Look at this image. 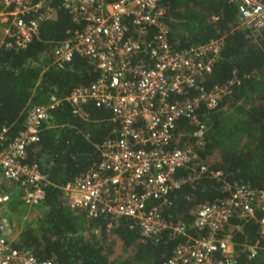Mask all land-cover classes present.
<instances>
[{
    "label": "trees",
    "instance_id": "trees-1",
    "mask_svg": "<svg viewBox=\"0 0 264 264\" xmlns=\"http://www.w3.org/2000/svg\"><path fill=\"white\" fill-rule=\"evenodd\" d=\"M47 3L51 15L38 20L37 35L23 48L0 45V131L5 129V137L22 128L29 106L56 101L41 123L38 139L25 148L24 160L36 163L47 182L34 206L33 221L20 227L12 245L29 248L51 264H161L176 244L205 234L193 223L195 208L226 196L225 183L264 187V28L239 25L233 0H160L171 48L183 49L216 36L222 39L210 71L198 78L199 85L207 89L233 75L238 82L213 108L196 109L199 123L183 117L175 120L168 147L189 143L196 158L174 170L172 177L181 180L163 200L149 204L158 206L165 221L182 225V233L165 228L143 236L129 218L107 227L104 216H86L82 208L70 205L63 192L62 185L99 159L98 147L111 135L116 121L108 108L90 101L81 106L85 115H78L65 99L70 89L94 79L98 69L94 60L81 55L60 66L52 63V46L77 24L59 0ZM126 20L128 33L135 36L137 30ZM193 92L187 88L185 94ZM199 125L200 143H196L192 132ZM2 187L15 195L13 185L5 180ZM19 202L10 198L7 208ZM258 211L253 217H240L235 211L224 226L238 264H264ZM255 239L258 247L249 255L245 246Z\"/></svg>",
    "mask_w": 264,
    "mask_h": 264
},
{
    "label": "built area",
    "instance_id": "built-area-1",
    "mask_svg": "<svg viewBox=\"0 0 264 264\" xmlns=\"http://www.w3.org/2000/svg\"><path fill=\"white\" fill-rule=\"evenodd\" d=\"M0 45L23 48L37 35V22L52 11L47 0H0ZM236 21L251 30L264 28L262 0H233ZM77 24L52 46V63L62 65L73 55L95 61L97 76L85 85L73 87L65 99L78 115L82 104L108 108L116 127L99 145V159L82 174L62 185L70 205L82 208L86 216H104L106 226L122 217L138 226L143 236L162 229L182 233V225L165 221L150 200H163L167 191L180 182L174 170L196 158L189 143L168 147L177 118L199 123L195 111L217 105L233 75L222 84L204 89L198 78L210 71L221 47V37L173 49L167 41V25L160 0H59ZM129 23L137 30L128 33ZM192 88V94H185ZM33 104L25 110L22 128L7 139L0 131V264H51L35 257L29 248L15 247L6 231L15 223L2 203L10 195L2 182L13 185L16 197L34 207L43 197L46 173L36 163L25 161V148L38 139L42 121L54 104ZM192 134L200 143L201 126ZM214 174H217L215 172ZM226 196L199 203L194 225L204 235L178 243L161 264H238L233 256L230 233L224 226L233 212L257 217L264 234V187L247 183H225ZM4 212L5 214H3ZM258 239L245 249L252 255Z\"/></svg>",
    "mask_w": 264,
    "mask_h": 264
},
{
    "label": "rangeland",
    "instance_id": "rangeland-1",
    "mask_svg": "<svg viewBox=\"0 0 264 264\" xmlns=\"http://www.w3.org/2000/svg\"><path fill=\"white\" fill-rule=\"evenodd\" d=\"M12 191L15 192V195L10 190V195L8 194V197L5 200V202L2 203L4 209L8 207V200L10 198L16 197V189L13 188ZM2 213L5 214L4 212ZM6 214L15 223L14 229H10V231L9 230L6 231L7 237L13 238L21 226H23L25 223L33 221L35 215V207H27L22 202H19L16 203L13 209H8V213Z\"/></svg>",
    "mask_w": 264,
    "mask_h": 264
}]
</instances>
